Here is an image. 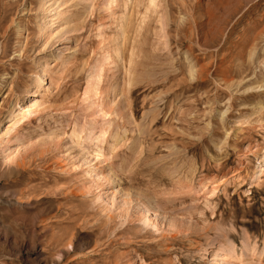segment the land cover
Wrapping results in <instances>:
<instances>
[{"label":"rangeland","instance_id":"obj_1","mask_svg":"<svg viewBox=\"0 0 264 264\" xmlns=\"http://www.w3.org/2000/svg\"><path fill=\"white\" fill-rule=\"evenodd\" d=\"M0 264H264V0H0Z\"/></svg>","mask_w":264,"mask_h":264},{"label":"bare ground","instance_id":"obj_2","mask_svg":"<svg viewBox=\"0 0 264 264\" xmlns=\"http://www.w3.org/2000/svg\"><path fill=\"white\" fill-rule=\"evenodd\" d=\"M52 1H54V0H52ZM56 2V1H55ZM150 2H151V0H150ZM55 7H56V5H54V2L53 3H50L49 4V6H48V9H47V12L49 13V12H51V11H53L54 9H55ZM50 16V14H47L46 16H45V18H48ZM163 29V28H162ZM128 60V59H127ZM127 62V61H126ZM45 67V65H44V63L42 64V69ZM93 67H95V65L93 66ZM125 69V68H124ZM127 69V68H126ZM127 73H126V76L127 75H129L130 74V69H128L127 71H126ZM128 77H130V76H128ZM34 81H36L35 79H32L31 80V82H34ZM129 82V81H128ZM36 83V82H35ZM34 92H36V90H34L33 91V93ZM28 94H29V92L27 93V95L24 97V98H22V99H19L18 101H16L15 102V106L8 112V118H6V121L5 122H10L11 120H12V118H13V116H15V115H17V114H19L20 113V111H19V107L21 106V103L22 102H26L27 101V99L30 97V96H28ZM21 102V103H20ZM116 107V106H115ZM100 110H102V108L100 109ZM102 113L105 115V114H107L105 111L103 112L102 111ZM110 114V113H109ZM108 115V114H107ZM119 115H121V113L119 114ZM109 117V116H108ZM107 117V119L105 120V121H103L102 122V124L101 123H99V125H101L102 127H106L107 126V122L109 121V118ZM122 117H123V115H122ZM91 123H95V122H91ZM100 134V133H99ZM98 134V135H99ZM101 136V135H100ZM98 137V136H97ZM155 212V211H154Z\"/></svg>","mask_w":264,"mask_h":264},{"label":"clouds","instance_id":"obj_3","mask_svg":"<svg viewBox=\"0 0 264 264\" xmlns=\"http://www.w3.org/2000/svg\"><path fill=\"white\" fill-rule=\"evenodd\" d=\"M56 259H59V257H56Z\"/></svg>","mask_w":264,"mask_h":264}]
</instances>
